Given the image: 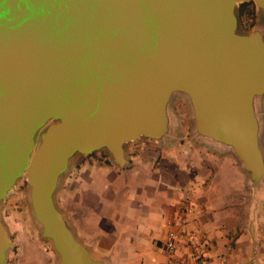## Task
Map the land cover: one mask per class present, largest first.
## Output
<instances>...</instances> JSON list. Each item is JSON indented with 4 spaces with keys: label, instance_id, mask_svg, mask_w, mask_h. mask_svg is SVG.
Segmentation results:
<instances>
[{
    "label": "water",
    "instance_id": "1",
    "mask_svg": "<svg viewBox=\"0 0 264 264\" xmlns=\"http://www.w3.org/2000/svg\"><path fill=\"white\" fill-rule=\"evenodd\" d=\"M245 1L264 14V0H0V210L26 177L30 212L56 264L105 263L56 202L71 160L103 151L122 169L131 142L174 144L179 94L191 139L231 155L257 200L264 28H241ZM10 246L0 213V264Z\"/></svg>",
    "mask_w": 264,
    "mask_h": 264
},
{
    "label": "crops",
    "instance_id": "2",
    "mask_svg": "<svg viewBox=\"0 0 264 264\" xmlns=\"http://www.w3.org/2000/svg\"><path fill=\"white\" fill-rule=\"evenodd\" d=\"M185 138L173 140V149L184 141L195 143L191 137L188 141ZM134 143L136 154L128 157L137 164L129 173L137 185L98 184L99 176L103 181L116 179L112 167L118 166L106 153L96 151L81 159L74 185H65V177L59 186L58 192L65 191L59 194L62 206L59 202L58 206L91 254L104 259V264H165L162 245L167 220L175 219L185 205L192 204L189 227L202 243L203 260L196 261L186 239L180 241L178 259L185 264H264V185L252 201L245 175L244 183L236 178L240 168L231 162L235 161L231 155L217 152L211 168L192 150L190 154L183 152L185 156L177 164L162 154L166 147L155 141ZM203 149L202 158L210 154ZM219 164L231 169L235 178L217 170ZM103 165L104 170L98 172ZM212 174L210 184L203 185L202 179Z\"/></svg>",
    "mask_w": 264,
    "mask_h": 264
},
{
    "label": "rangeland",
    "instance_id": "3",
    "mask_svg": "<svg viewBox=\"0 0 264 264\" xmlns=\"http://www.w3.org/2000/svg\"><path fill=\"white\" fill-rule=\"evenodd\" d=\"M255 14V21L251 27H245L240 21L241 28L244 31H250L256 26H261L264 28V14L259 13L256 10ZM258 110L262 119L259 120L258 126L256 124L254 133L256 136L261 133V140L264 145V95L260 99ZM171 114L175 120V123L177 124L176 129L178 132V136L186 137L185 139L186 141H188L187 139L190 137L191 132V119L189 104L185 96L179 94L173 97V100L171 102ZM260 121L262 123V126L260 124ZM133 143L134 142H131L128 147L129 156H135L136 154V145L135 143ZM163 146H166L167 150H164V148H162V154L166 157H170L177 164H180L182 162V159L185 156L183 152L190 154L192 150L194 151V153L192 152V154H195L198 159H201V161L205 162V164L209 165L211 168L213 167L211 165L212 162L214 161V159L217 160V156H219L216 151L207 148L206 151L208 153L210 152V154H206L202 158V150H204L203 147L200 144L198 145L197 143L192 144L191 141H184V143L177 145L175 149L173 148L176 146V143H161L160 147ZM103 155L104 154L100 153V156L102 158H104ZM84 157L85 156L83 155H77V157L75 158V164L78 163L77 165H79V161H81V159H83ZM87 157L89 156H86L85 158ZM225 159H227V157ZM231 162L233 164H237L236 161H234L236 163H234L233 161ZM71 163L72 160L69 164V168L72 169L73 163ZM135 164H137V162L134 163L133 161H130L121 170L118 167H112L116 179H113L112 181H103L101 179V176H99L96 181L98 184L102 182L103 185H117V183H122L123 185H135L137 182L136 178L134 175L129 173L130 169ZM76 167L73 170L70 169L69 173H71L70 175L69 173L67 174L69 176L65 179V185H74L76 173L78 170V168ZM104 168L105 166L103 165L100 169H98V172H102ZM216 169L221 171L222 174H225L226 172V177L230 179L235 178V174H233L232 170L227 167L222 168L221 164H219ZM238 172L240 174L236 173L238 175L236 176V178L243 182L242 175L244 173L240 170ZM211 177H213V174L212 176H208V178L205 176V178L202 179V181H204L203 185H209L211 182ZM28 190L29 183L26 177L22 176L16 181L13 189L8 193L7 197L2 201L1 204V217L7 226L9 237L11 240V246L8 250L7 258L4 264H56L57 255L53 250L51 243L47 240H43L42 238H40V230L33 220V216L30 212L27 200ZM64 191V188H62L59 190V192L57 191V193L55 194L56 202L57 204L59 202V204H61L60 206H62V203L58 200L59 194L60 192L62 193Z\"/></svg>",
    "mask_w": 264,
    "mask_h": 264
},
{
    "label": "built area",
    "instance_id": "4",
    "mask_svg": "<svg viewBox=\"0 0 264 264\" xmlns=\"http://www.w3.org/2000/svg\"><path fill=\"white\" fill-rule=\"evenodd\" d=\"M193 212L194 206L192 204L185 205L175 219L167 220V237L162 245V249L167 255L165 264H185V262L177 258L179 244L183 239H186L193 247L196 261L198 263L202 262V243L199 241L195 231L189 227Z\"/></svg>",
    "mask_w": 264,
    "mask_h": 264
},
{
    "label": "trees",
    "instance_id": "5",
    "mask_svg": "<svg viewBox=\"0 0 264 264\" xmlns=\"http://www.w3.org/2000/svg\"><path fill=\"white\" fill-rule=\"evenodd\" d=\"M255 10L253 1H245L238 5V17L245 27H251L254 23Z\"/></svg>",
    "mask_w": 264,
    "mask_h": 264
},
{
    "label": "flooded vegetation",
    "instance_id": "6",
    "mask_svg": "<svg viewBox=\"0 0 264 264\" xmlns=\"http://www.w3.org/2000/svg\"><path fill=\"white\" fill-rule=\"evenodd\" d=\"M93 153H94V152H93ZM91 154H92V153H91ZM83 156H85V157H86V156H90V154H88V155H83ZM75 162H76V161L74 160V163H73V166H72V169H71V170L75 169V167L78 166V165H77L78 163L75 164ZM79 163H80V161H79ZM69 175H70V173H69ZM67 176H68V175H67ZM67 176H66V178H67Z\"/></svg>",
    "mask_w": 264,
    "mask_h": 264
}]
</instances>
